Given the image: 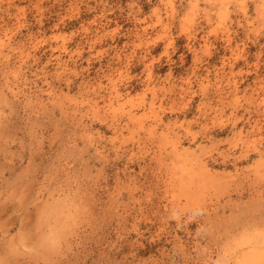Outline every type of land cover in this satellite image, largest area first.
<instances>
[{
	"label": "rangeland",
	"instance_id": "obj_1",
	"mask_svg": "<svg viewBox=\"0 0 264 264\" xmlns=\"http://www.w3.org/2000/svg\"><path fill=\"white\" fill-rule=\"evenodd\" d=\"M0 264H264V0H0Z\"/></svg>",
	"mask_w": 264,
	"mask_h": 264
}]
</instances>
